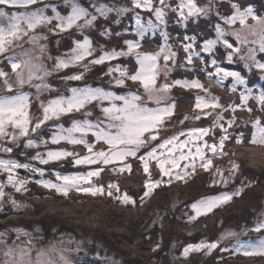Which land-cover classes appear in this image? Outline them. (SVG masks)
<instances>
[{"label":"snow or ice","instance_id":"1","mask_svg":"<svg viewBox=\"0 0 264 264\" xmlns=\"http://www.w3.org/2000/svg\"><path fill=\"white\" fill-rule=\"evenodd\" d=\"M131 2L134 9H143L154 14L155 20L160 24L165 23V8L170 7L165 4V0H159V5L155 4L153 0H131ZM38 3L40 0H0V6L17 9L10 15L7 11L0 9V55L6 57L10 69V71H6L0 68V152L11 154L13 147L8 145H15L21 138H24L27 148H38L41 145L47 148V151L37 152L33 157V160H38L42 165L72 157L74 165L87 166L89 170L63 175L60 172H55L53 173L55 181H53L43 179L44 170L34 167L32 164H20L15 160L0 159V172L7 173V183L16 192L27 191L26 185L29 181L22 178L17 179L14 176L16 169L23 168L39 174L41 179L36 180L35 183L45 189L54 190L65 198H68L72 192L94 198L107 195L126 206H135L137 201L127 191L121 193L117 180L110 178L109 182L104 184L98 182L97 178H100L102 173L109 169L116 176L131 175L133 172L132 161L138 160L146 176L143 196L140 197L142 203L145 198L151 195L152 190L162 183V180H154L150 164L154 163L161 176H167L169 182L173 179V175L176 180L183 181L188 176L189 169L194 172L199 167L220 178L219 180L213 179V185L227 184L226 173L227 176H234L239 171L240 164L236 159H232L229 161V168L225 170L213 163V160L218 156H236V149H229L227 145L234 141L235 146L241 148L246 145L249 148L264 147V117L260 116L245 122L251 124L250 137L244 132L232 136L224 127L223 115H218L212 125L213 128L219 126L224 133L218 141L213 137V142L208 143V140L205 139L211 131L210 128H192L186 133H179L157 143L161 139L160 132L163 124L173 115L175 109V104L168 103V94L171 89L176 85L199 89H204V86L199 80L190 82L175 80L168 83L167 77L172 71L169 62L175 64L177 53L167 43L155 52L142 51L141 42L138 39L124 41L127 51L113 49L111 52H107L102 49L97 58L87 59L92 57L93 48L89 37L84 36L82 41H74V47L67 54V59L57 58L55 71L82 65L83 72L64 77L68 81H82L85 79V73L89 70L90 64L102 65L106 61L111 62L120 57L134 55L135 64L132 68L117 64L115 67H109L105 75L113 77L117 88H123L127 81H131L143 89V92L129 90L121 94L86 83L82 87L67 89L65 94L54 96L47 103L42 102L40 105L42 115L33 119L29 110L30 94L23 90L24 86L34 87L38 95L45 90L51 91L46 78L52 73L42 63L37 62L39 58H34L29 50L23 51L21 56L8 55V53L14 52L17 47H22L20 42L25 37L34 46L45 38L36 35L35 32L39 27L51 24L52 18L45 15L43 9L34 7ZM30 8H34V10H29ZM232 8L234 9L232 15L222 17V19L228 25L239 23L240 29L231 33L235 37L234 42H230L226 37L225 30L219 24L216 26L215 38L206 39L199 46V51L196 50L195 37L186 36L185 40L192 41V43L182 45L186 53V62L191 65L193 59L198 58L201 63H206L202 53H211L218 44H223L227 51V60L231 62L244 47L252 44L258 45V49L248 47L246 56H240V59L246 61L245 66L250 70L255 67L264 73V61L257 59V51L264 53V16L256 15L250 7L241 11L238 5L233 4ZM19 9H24V11ZM185 9H187V15H185ZM113 10L118 15L128 11L127 8L112 9L103 4L95 8V12L99 16L105 17ZM171 10L177 12L184 20L192 16L205 15L208 11L206 8L199 7L194 0H179L177 7ZM249 18L252 23L248 22ZM56 19L58 21L57 28L61 32L74 27L83 32L94 25L98 16L80 7L73 0L70 13L67 16L57 15ZM134 19L136 35L141 39L144 38L147 31L157 27V24L153 23L151 19L145 24L139 14ZM245 33L259 34V39L249 41ZM162 35L166 41L167 33H162ZM40 51H44L43 46H40ZM161 58L164 62L163 65L160 64ZM86 59L87 62H85ZM211 64L216 69L215 76L218 84L222 83L224 78L231 77L233 80L232 91H236L238 85H245L244 91L240 93V104L228 106L233 113L232 119L227 121L228 126L231 127L236 122L237 110L246 106L253 89L246 87L245 78L240 72L228 71L220 67L215 59L211 61ZM161 75L165 78L164 83H159ZM208 76L211 79L213 74L209 72ZM204 91L208 92L209 90L204 89ZM257 99L261 104V110L264 111V92H261ZM150 103L155 106L150 107ZM195 107L201 110L203 116L207 117L211 115V112L204 111L205 109L214 111L221 109L222 106L218 97L206 100L204 97L197 96ZM97 108L101 115L93 120L92 116ZM247 111L251 113L252 109L248 108ZM78 113L82 114V119L73 118ZM62 117L71 120L69 127L60 123ZM193 118L199 120L201 115L196 114ZM187 119L189 117L185 116L184 120ZM49 123L52 125V135L47 139L42 138L40 130L48 127ZM183 123L184 121H181V124ZM32 134H36L35 138ZM182 136L187 138L180 139ZM193 137H195V142H193ZM62 143L83 146L86 153L69 151L67 147L60 146ZM153 144H155L154 147ZM142 150L143 154H141ZM253 155L255 154L253 153ZM4 188L5 185L0 183V200L5 196ZM241 191L242 189H237L234 193L224 192L220 195L201 198L192 203L190 207L194 215L189 216V221L212 213L214 209L230 201L233 196L240 195ZM11 202L17 205L15 199H12ZM14 231L17 234V240L12 241L11 244L6 241V233L0 232V264H77L70 255L71 248L57 247L53 244L48 248L36 249L29 232L24 229H15ZM249 231L264 233V219L257 220ZM21 236L27 237V241L17 243ZM226 239H230L232 242L231 248L220 247V242ZM68 243L70 244L72 241ZM216 249L231 255H243L245 258H264V237L256 241L241 240L236 232L226 231L221 234L218 241L211 243L201 241L197 244L186 245L181 255L187 257L190 252L202 251L210 254ZM76 251H79V247Z\"/></svg>","mask_w":264,"mask_h":264},{"label":"rangeland","instance_id":"2","mask_svg":"<svg viewBox=\"0 0 264 264\" xmlns=\"http://www.w3.org/2000/svg\"><path fill=\"white\" fill-rule=\"evenodd\" d=\"M73 0H40V3L35 5V8L43 9L44 14L52 18V22L54 24H47L39 27L35 34L39 35L41 37H45L44 39H41L38 42V45L34 46L28 42V38L25 37L20 42L22 47H17L14 52H9L8 55H17L21 56L22 52L25 50H29L31 55L34 58H39L37 62L42 63L48 71H50L52 74L46 78V82L50 85L51 91L45 90L39 93V95L36 92V89L34 87L25 85L24 91L28 92L30 94V113L35 119L38 116H41V110L40 105L41 103H47V101L54 96H58L61 94H65L67 92V89H70L72 87H82L84 84H90L93 87L96 85H102L103 83L107 84L109 82V77L105 74L108 71L109 67H115L117 64L121 66H128L129 68H132L135 64V56H125L120 57L119 59L113 60L111 62L106 61L102 65H89V70L85 73V79L80 81L83 82L82 86L75 85L76 81H68L65 80V76H70L79 72H83L84 68L82 65H75L70 66L66 69H61L60 71H55V65L57 62V58L60 59H67V54L71 51L69 50L70 44H72V41H82L84 36H88L91 40V46L93 48V55L90 58L87 59H95L101 54V50L111 52L113 49L116 51L124 50L127 51V48L124 44L125 40H137L140 37L136 35L135 32V19L134 17L139 14L142 18L143 22H146L151 19L153 23L157 24V27L155 29H151L145 33V35L153 34L155 33H161L162 41L159 37L155 36L150 40H144L141 50L142 51H149L156 47L157 50L167 43L170 47L172 45L180 50V52L176 56L175 64L173 65L171 62H169V67L172 69V71L169 73L167 77V82L172 83L175 80H181V81H192V80H199L201 81L202 85L204 86V89H208V92H205L204 89L199 88H188V87H181L179 85L174 86L171 91L168 94V103L169 104H175V109L173 112V115L163 124L161 132H160V141L162 142L163 139H167L171 136L177 135L179 133H186L189 129L192 128H210L211 131L208 134L205 139L208 140V143L213 142V137L216 141L219 140L220 136L224 133H222L219 126L213 128V122L216 120V117L218 115H223V123L224 127L228 129V132L231 133L232 136L238 135L240 132H244L245 135L249 136L251 135V124L245 123L247 121L254 120L256 117H264V111L261 110V104L258 101V97L261 94V92H264V73L258 71L255 67H252L251 70L245 66L246 61L241 60L240 56H246L248 47H256L258 49V45H252L249 44L248 46L244 47L243 50L239 55H236L234 59L230 62L227 60V51L225 50L223 44H218L211 53H202V55L206 59V63H201L200 59L194 58L191 65H188L186 62V53L184 52V49L182 47L185 43H192L191 40H185L184 38L187 37H195V46L196 50L199 51V46L203 44V42L206 39H214L216 36V26L219 24L221 27L225 30L226 37L230 40V42H234L235 37L231 35V33L235 30L240 29V25L237 22L235 25H228L224 22L222 17L231 16L234 12V9L232 8L233 4L240 5L241 11L247 8H252L253 12L258 16H264V0H194V2L201 8L208 9L207 13L205 15H199V16H192L189 17L187 20H184L181 18L178 13L172 14L173 18L171 21V25L173 27H177L178 33L175 32L174 34H171V37L167 33V40L165 41L164 36L162 33L165 32V28L163 24H160L155 20L154 14H151L143 9H134L131 0H75L76 3L79 4L80 7H83L88 10V12L95 14L98 16L97 21L94 23V25L90 28L85 29L83 32L76 29L75 27L72 29H69L67 31L61 32L57 28V15L59 16H67L71 11V5ZM153 2L157 5L159 3L157 0H153ZM175 3V0H174ZM177 5L179 4V0L176 1ZM107 5L108 7L112 9H120V8H127L128 11L123 12L121 14H117L115 10L107 13L105 16H99L95 12V8L100 5ZM173 4V3H172ZM0 9H3L11 14L13 11H17V9L12 8L9 9L5 6H0ZM20 11H24V9H19ZM29 10H34V8H30ZM185 15H187V9L184 10ZM166 12V9H165ZM167 15V14H166ZM167 16H165V19ZM134 20V21H133ZM249 23H252L251 19L249 18ZM82 23V21H81ZM69 32V33H68ZM119 34V35H118ZM247 35L249 41L252 40H258L259 34L257 35H251L249 33H245ZM136 37V38H135ZM173 41V43L171 42ZM40 46H43L44 51H40ZM74 47V46H73ZM155 52V51H154ZM260 52L257 51V59L261 60ZM87 59L85 62H87ZM215 59L218 63V65L228 71H236L240 72V74L245 78L246 81V87L253 89L252 95L249 97V99L246 102V106L243 109H238L236 116V122L231 127L228 126L227 121L229 119H232L233 113L228 108L229 105H239L240 104V93L244 91L245 85H238L236 91H232V84L233 80L231 77H227L223 79L222 83H217V78L215 76L216 69L212 66L211 61ZM163 59L161 58L160 64L163 65ZM183 65V66H182ZM0 68L5 69L6 71H10L8 68L6 57L4 55H0ZM211 72L213 74V77L209 79L208 73ZM112 79V78H111ZM165 78L163 75L159 78V83H164ZM108 85V84H107ZM101 87V86H98ZM110 90L117 91L118 93H124L129 90L131 91H140L143 92V89L139 88L137 84H133L131 81L126 82V86L123 88H117L115 84L110 87ZM210 93V95H209ZM197 96L204 97L206 100H210L213 97L219 98V103L221 104V109L211 110V109H205L204 111L211 112V115L205 117L203 116L200 109H196V98ZM146 99V97H145ZM150 107H154V104H149ZM248 108L252 109V112L249 113L247 111ZM227 111H223V110ZM196 114L201 115V119L196 120L193 117ZM101 113L99 111V108H97L92 116V119L95 120L97 116H100ZM188 116L189 119L184 120V117ZM75 119H82V114H75L73 117ZM181 121H184L183 124H181ZM60 123H64L65 127H69L71 120L67 117H62ZM41 130L49 131L52 133V125L49 123L48 127L42 128ZM40 130V131H41ZM52 135V134H51ZM32 136L35 138L36 134H32ZM41 136V135H40ZM186 136L180 137V139H186ZM193 142H195V137L192 138ZM20 140H23L21 138ZM23 142H18L15 145L9 144L8 146L13 147L15 150H22L26 151L24 148H27L25 146H22ZM61 147H68V145L62 143L60 145ZM153 147L155 144L152 145ZM55 147V146H54ZM229 149L235 148L236 149V156H227V157H216L213 162L214 164H226L228 160L237 159L242 162L240 165V169L237 172V175L234 179L230 181V183L227 184L226 187H217L216 185L211 188V193L206 194L204 192V187L209 183L208 180L205 179V171L199 167L195 169L196 173L193 176V179L191 180V183L188 184L191 189H193L192 197L189 202L186 203V206L182 203V200H184L183 195H186V187L180 186L178 188V181L175 179V176L173 175V179L171 180V195L168 198V194L166 196H155L154 202H151V205H154L155 203L162 202L164 205L169 204L170 209L167 211H161V214L158 213H152L150 215V218H145L144 223L148 225L146 227L147 230L150 229L153 223L160 220L162 215L164 214H172L176 219L179 221L181 220V217L183 214H185L187 217L194 215V213L191 210V204L200 200L201 198L208 197V196H216L220 195L221 193H224L222 191H227L231 187L238 184V182H241L243 178H249L252 176L251 169L256 168V170H260L261 168L264 170V164L261 166L259 163H264V147L256 146L253 148H249L247 145L243 148L237 147L234 144V141L232 143H229L227 145ZM73 149L75 152L80 154H85L86 149L83 148V146H73ZM98 150V149H97ZM187 151V149H185ZM194 151V148H193ZM253 153L255 155H253ZM143 154V150L142 153ZM36 155V154H35ZM209 155H211L209 153ZM10 155L7 153L0 152V159H6V157H9ZM7 160V159H6ZM133 163V172L131 175L124 174L121 176H116L112 173L111 169L108 171H105L102 173V176L100 178H97L98 182H102L104 184L109 182V179L117 180L119 182L120 188L124 191H127L129 195H139L143 188V182L146 177L144 176L143 168L138 160L132 161ZM72 167L74 169H77L76 172H87L89 168L87 166H77L72 164ZM84 167V168H83ZM168 167V165H166ZM194 171V172H195ZM16 170L14 171V173ZM188 172L194 174V172L189 169ZM153 174V172H152ZM0 175H2V181L1 182H7V173L0 172ZM15 175V174H14ZM155 177V176H154ZM253 177V176H252ZM210 178V177H209ZM163 181H168L167 183H170L167 176L162 177ZM49 180V179H47ZM51 180V179H50ZM210 184H213V182H210ZM219 184V183H217ZM262 186V185H261ZM135 188V190H133ZM261 190L256 191L254 194H251L247 199H256L259 201V210L257 211L254 219L252 220L251 224H239L240 218L242 214H240V206L236 209H230L227 213L229 217L231 218L230 221H228V227L223 226L219 229V225H216V222H212V220L217 221V218H214L212 220H209V234L210 236L217 235V239L215 241H218L221 234L226 231H233L236 232L241 240H259L262 237H264V233H256L249 231L254 227L257 220L264 219V189L260 188ZM222 190V191H220ZM75 193V192H74ZM204 193V194H203ZM82 196H85L83 194H80ZM131 195V196H132ZM244 204V203H243ZM241 204V205H243ZM181 205H183V208L180 211L179 210ZM81 207V206H80ZM90 212L89 215L83 216L80 220L83 219V221H91L94 220V218H97L98 214H103L104 210L109 209L112 211V215L121 214L125 217L129 215L128 213H133L132 210H130V206H126L124 204H121L119 202H113L111 198L107 197V195L103 197H91V200L89 201L88 205L86 206ZM191 210L190 213H188V210ZM187 210V211H186ZM169 212V213H166ZM188 213V214H187ZM182 215V216H181ZM236 218V220H232ZM174 219V218H172ZM101 224H103L101 222ZM18 228H12L10 230L11 233L16 234L14 231ZM78 230L82 231L77 232L76 237L77 238H69V237H61V239L50 242V244H43L39 243V240L36 241L31 234V239L33 244L35 245L36 249L40 248H48L50 245L55 244L57 247H67L71 248L72 251L70 253L71 257L77 262V264H87L84 263L85 261L89 264H121L122 257V251L119 249L115 250H107L106 244H101L102 248H106V250L101 251L99 246L94 244L95 241H92L91 236L95 233L98 234L100 241H105V233H97L99 230H103V227L100 226V220L94 221L92 223H86L82 224ZM84 231L87 232L88 237H85L83 235ZM180 231L181 236L186 237L189 232L184 230H178ZM28 232V231H27ZM167 233V232H166ZM164 233V234H166ZM169 233V231H168ZM163 235V234H162ZM115 239V236H113ZM180 237V236H179ZM184 237H181L182 240ZM6 237L7 243L11 244L12 241L17 240V234L15 235L14 239H11ZM27 237H20V240L17 241V243H22L27 241ZM106 239H109L110 243H116L113 241L112 238L109 236L106 237ZM69 241H72V243H68ZM213 241V242H215ZM205 243H211L210 241L204 240ZM39 243V245H37ZM117 243H119L117 241ZM181 241H173L170 243L169 251L167 253L168 256H170L172 263H177L178 254L175 252L176 247L177 249H183L186 246L181 243ZM200 243V242H198ZM123 245V243H119ZM180 244V245H179ZM197 244V243H196ZM79 247V251H76V249ZM91 247V256L87 252L90 251L88 248ZM220 247L224 248H231L232 242H230V239H226L224 241L220 242ZM192 253V252H190ZM189 253V254H190ZM182 258H185L182 256ZM96 259H98L96 261ZM230 264H264V258H242L241 261L236 260L233 262H230Z\"/></svg>","mask_w":264,"mask_h":264},{"label":"trees","instance_id":"3","mask_svg":"<svg viewBox=\"0 0 264 264\" xmlns=\"http://www.w3.org/2000/svg\"><path fill=\"white\" fill-rule=\"evenodd\" d=\"M176 1L177 0H175L174 3V0H165V4L170 5V7L165 8L167 18L165 19V23H163V25L165 32L168 33L170 37L171 34H174L175 32L178 33L177 27H173L171 25L173 15L176 14V12H173L171 9L177 7ZM157 2L159 3V0H157ZM238 6L239 8L241 7L240 5ZM52 24H54V22H52ZM155 36L159 37L162 41L163 37L161 36V33L157 34L155 31L153 34L145 35L143 39L139 38L138 40H140L142 46L145 39L150 40ZM171 42L173 43V41ZM73 46L74 43L72 41V44L69 46V50L73 48ZM157 46L149 51H156L158 49ZM171 49L177 54L180 52V50L177 47L175 48L173 45ZM259 55L261 57V61H264V53H260ZM113 83V77L110 76L109 82H107L108 85L103 83L102 85L99 84L94 87L101 86L105 89H110ZM82 84L83 82L80 81H76L75 83V85L78 86H82ZM51 134L52 133L49 131H40L41 137L45 139L49 138ZM20 142H23L22 146H25L26 140L24 138L23 140H20ZM24 149L26 151L23 152L22 150L13 149V152L9 154L10 156L6 157V159L15 160L20 164L29 163L34 167L43 169L45 173L43 179L45 180L51 179L55 181V176L53 175L55 172H60L63 175L69 174L72 171H78L72 167V164H74L72 157H68L57 162H51L48 165H42L38 160H33V157L36 156L35 154H37V152L47 151V148L44 145H41L38 148L33 147ZM67 149L69 151H74L73 146L71 145H68ZM229 161L230 160H228L226 164L214 165L226 170L229 168ZM237 161L240 165L242 164L241 161ZM259 164L262 166L264 163L260 162ZM150 170L153 172V177L155 176L154 180H162V183L160 186L153 189L151 195L145 198L141 203L140 197L143 196L144 192V181H142L143 188L140 191L141 193L139 195L131 194L137 201L135 206L129 205L130 210H132L133 213H128L129 215L125 217L121 214L112 215V211L106 209L104 210L103 214H98L97 218H94V220L83 221V219H80L83 216L89 215L91 212L86 207L91 200V196H82L72 192L68 198H65L64 196L57 194L54 190L45 189L41 185L35 183L36 180L41 179L38 173H34L23 168L16 169L14 176L17 179L22 178L29 181L26 185L27 191L22 190L21 192H16L15 189L7 182H1L5 185V196L2 200H0V232H5L6 237L14 239L16 234L11 233L10 230L16 227L18 229H24L25 231L32 233L34 239L36 241L39 240V243L50 244V242L57 241L63 236H67L71 239L77 238V232L82 233V231L78 230L82 224L92 223L94 221L100 220V226L103 227V230H99L97 233H105V241H100V238L96 233L91 236V239L92 241H95L94 244L100 245L98 246L101 251L106 250V248H102L101 244H106L108 251L112 249H119L122 251V259H120L122 262L121 264H173L170 258L171 255H167L170 243L173 241H181L183 245L196 244L204 240L213 242L218 236H210L209 220L217 218V221L212 220V222H216V225H219V229L223 226L228 227V221H230L231 218L229 217L227 211H230V209H236L240 206V214L242 215L239 216L240 221L238 225L251 224L257 211L259 210V201L254 198L250 200L247 199L251 194L261 190L260 188L264 189V170L262 168L260 170H256V168H254L251 169L253 177L250 176L249 178H243L241 182H238V184L228 189L229 193H234L237 189H242L240 195L233 196L230 201L220 205L214 209L212 213L200 216L194 221H189V217L183 214V216L181 215L182 217L179 221L174 216H172V214L166 212L169 214L162 215L161 219L153 223L150 229L147 230L146 227H148V225L144 223L145 218H150L152 213L161 214L162 210L167 211L170 209L169 204L164 205L162 202H160L151 205V202H154L155 196L157 195L160 197L166 196L168 194L169 198L171 195L170 188L172 185V182L167 183L168 181H163L160 171L154 163L150 164ZM237 172L234 176H227L226 173L228 181L227 184L233 179L235 181ZM195 173L196 171L194 174L190 172L183 181L177 180L179 182L178 188L180 186H185L187 189V194L183 195L184 200H182L184 206H186V203L191 200L193 189L188 187V184L191 183ZM0 179L2 181V175H0ZM205 179L209 181V183L206 185L208 188L204 187L203 190L206 192V194H210L212 192L211 188L215 185L217 187L227 186V184L224 183L215 185L210 184V182H213V179L219 180L220 178L218 176H213V174L209 172H205ZM133 190H135V188H133ZM123 192L124 190L121 189V193ZM12 199L17 201V205H14L11 202ZM112 201L115 202L116 200L112 199ZM182 208L183 205L180 207L179 214ZM188 211V213H190L191 210L189 209ZM232 220L235 221L236 218L234 217ZM101 222L103 224H101ZM184 229L189 232L186 237H184L185 234L184 236H181L180 231H178ZM84 234L86 235L83 236L89 238L86 231H84ZM108 236L116 243H110L109 239H106ZM113 236H115V239ZM181 237H184V239L182 240ZM117 241L119 243H123V245L117 243ZM39 243L37 245H39ZM90 248L91 247H89L88 250ZM91 252L92 251L90 249V251L87 252L89 254L87 256H91ZM175 252L179 256L177 259L178 261L175 264H221V261L222 264H230V262L236 260L241 261L242 258H244L243 255H231L228 252H221L218 249L213 250L210 254H206L203 251L198 253L192 252L185 258H182L181 255L182 249L178 250L176 247ZM97 260L98 259H96V261ZM84 263L89 264V261H85Z\"/></svg>","mask_w":264,"mask_h":264}]
</instances>
